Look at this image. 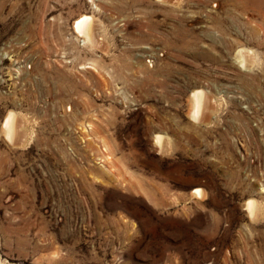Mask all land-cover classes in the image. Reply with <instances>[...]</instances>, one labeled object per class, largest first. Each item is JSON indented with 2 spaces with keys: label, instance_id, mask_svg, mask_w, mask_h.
Returning <instances> with one entry per match:
<instances>
[{
  "label": "rangeland",
  "instance_id": "obj_1",
  "mask_svg": "<svg viewBox=\"0 0 264 264\" xmlns=\"http://www.w3.org/2000/svg\"><path fill=\"white\" fill-rule=\"evenodd\" d=\"M0 264H264V0H0Z\"/></svg>",
  "mask_w": 264,
  "mask_h": 264
},
{
  "label": "bare ground",
  "instance_id": "obj_2",
  "mask_svg": "<svg viewBox=\"0 0 264 264\" xmlns=\"http://www.w3.org/2000/svg\"><path fill=\"white\" fill-rule=\"evenodd\" d=\"M91 16V15H90ZM89 15H82L81 17H79L78 19H76V21H74V23H73V29H74V32H75V34L79 37V38H81V37H83L84 38V40H86L87 42H91V37L93 36V35H91V34H93V33H91V29H90V26H91V24L93 23V22H91L92 21V17H90ZM93 25V24H92ZM93 32V31H92ZM241 52V50L239 51V53ZM240 55H241V58L239 59V61L238 62H241V64L243 65V63L246 61V57H248V55L246 54V55H243V53H240ZM245 57V58H244ZM249 59V58H248ZM250 59H251V57H250ZM237 61V60H236ZM246 64V63H245ZM246 67V66H245ZM204 101V99H203V92L202 91H199V90H195V91H193L192 92V106H191V112H192V116L193 117H195V116H197L198 114H200V112H199V110L201 109V106H202V102ZM13 115L14 114H12V113H9L8 114V116L4 119L5 121H4V125H3V127H4V129H5V131H6V134L5 135H7L9 138H10V135H11V133H12V131H13V127H14V124L13 123H15V121H16V119L14 120V117H13ZM198 116H200V115H198ZM16 117V116H15ZM16 132V131H15ZM3 133H5V132H3ZM15 135V134H14ZM164 138V137H163ZM15 139V138H14ZM161 139H162V137H156V142L157 143H159L160 144V142H161ZM155 142V143H156ZM163 142V141H162ZM160 146V145H159ZM161 147V146H160ZM201 189L200 188H196V189H194V191H193V194L194 195H196V196H201L202 197V195H201ZM250 200V199H249ZM248 200V201H249ZM252 201V200H251ZM247 202L246 204H247V209L246 210H248V212L247 213H250V214H252L253 213V211L255 210V208H256V206H255V204L253 203V202ZM257 205V204H256ZM256 211V210H255ZM255 213V212H254ZM254 213H253V215H254ZM252 215V216H253ZM249 216H251V215H249Z\"/></svg>",
  "mask_w": 264,
  "mask_h": 264
}]
</instances>
